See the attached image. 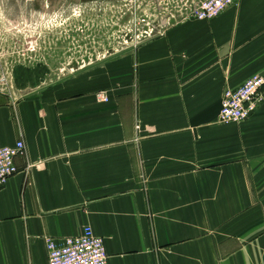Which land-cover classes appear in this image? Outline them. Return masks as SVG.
Returning a JSON list of instances; mask_svg holds the SVG:
<instances>
[{"label":"crops","instance_id":"crops-1","mask_svg":"<svg viewBox=\"0 0 264 264\" xmlns=\"http://www.w3.org/2000/svg\"><path fill=\"white\" fill-rule=\"evenodd\" d=\"M162 15L137 46L52 81L5 36L0 147L26 152L0 190V264H48L47 238L85 225L110 264H264V103L219 120L224 92L264 75V0Z\"/></svg>","mask_w":264,"mask_h":264},{"label":"rangeland","instance_id":"rangeland-1","mask_svg":"<svg viewBox=\"0 0 264 264\" xmlns=\"http://www.w3.org/2000/svg\"><path fill=\"white\" fill-rule=\"evenodd\" d=\"M140 3L146 0H0V22H19L12 50L22 58L37 54L52 70L42 78L52 81L134 46L162 14L178 19L186 0H168L164 11ZM2 77L0 69V88Z\"/></svg>","mask_w":264,"mask_h":264},{"label":"built area","instance_id":"built-area-1","mask_svg":"<svg viewBox=\"0 0 264 264\" xmlns=\"http://www.w3.org/2000/svg\"><path fill=\"white\" fill-rule=\"evenodd\" d=\"M239 2L240 0H188L181 10L185 7L188 18L212 20L227 8L238 5ZM16 26L18 24L13 26L10 22H0V45L4 43L5 36L14 31ZM148 32L147 34L151 33ZM140 42L142 40L138 38L134 46ZM2 72V82L6 84L4 80L6 74L5 71ZM95 95L101 102L110 100V95L105 90H100ZM262 103H264V75L254 74L240 86L229 88L224 92L219 120L223 124L244 121ZM25 152L26 144L23 139L17 140L13 145L0 147V190L19 171L16 159ZM30 168L31 165L28 166V169ZM47 250L48 264H110L104 239L98 236L90 225H85L82 232L76 236L47 238Z\"/></svg>","mask_w":264,"mask_h":264},{"label":"water","instance_id":"water-1","mask_svg":"<svg viewBox=\"0 0 264 264\" xmlns=\"http://www.w3.org/2000/svg\"><path fill=\"white\" fill-rule=\"evenodd\" d=\"M131 47H133V46H131ZM131 47H128V48H126V49H124V50H127V49H129V48H131ZM119 52V51H118Z\"/></svg>","mask_w":264,"mask_h":264}]
</instances>
